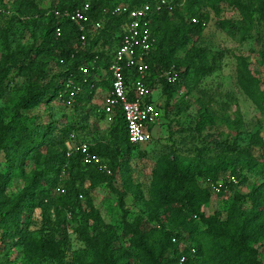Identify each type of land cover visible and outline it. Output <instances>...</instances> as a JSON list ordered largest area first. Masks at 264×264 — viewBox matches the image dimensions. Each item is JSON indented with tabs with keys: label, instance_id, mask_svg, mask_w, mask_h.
Here are the masks:
<instances>
[{
	"label": "trees",
	"instance_id": "obj_1",
	"mask_svg": "<svg viewBox=\"0 0 264 264\" xmlns=\"http://www.w3.org/2000/svg\"><path fill=\"white\" fill-rule=\"evenodd\" d=\"M154 1L66 0L64 5L43 12L28 0L13 1L14 18L22 20L25 19L24 16L30 15L43 20L45 24L40 45L19 48L5 55L1 60L0 99L13 80L10 79L13 73L27 78L41 75L46 67L47 59L56 60L63 71L55 73L43 87L22 97L14 108V114L8 120L0 110V153L4 154L8 162L7 172L0 174V244L2 245L0 250L9 244L11 248L20 250L30 259L42 258L51 264H73L68 259L70 241L67 229L63 230L59 240L54 239L49 233L35 234L30 229L31 221L28 214L34 207L46 211V198L51 196V191L55 188L57 178L64 166H67L72 180L66 182V194L54 200L55 205L59 206L57 209L62 208L63 212L67 211L66 208L69 205L78 202L79 192L75 187L76 180L89 179L96 184H106L112 189L113 174L122 169L123 156L144 145H132L128 142L125 122L121 113L116 112L107 142L96 147L88 144L92 154L108 161L112 173L109 176L94 166L83 165L81 155L78 153L66 157L65 143L71 135H74L72 133L74 127L60 130L57 139H54L50 137L48 131L30 129L25 123L23 113L31 107L56 100L71 104L73 110L78 112L81 111L82 105L91 104L97 90L110 91L108 63L118 48L126 18L105 15L103 9L118 4H126L134 8L142 4H153ZM204 1L206 7L216 16L221 12V4H226L238 12L240 26L230 20H223L218 23L221 29L228 28L245 37L253 29L256 20L264 26V0ZM169 2L170 8L151 17L150 29L156 42L145 58L148 66L145 83L153 91L157 83H161L167 90L176 91L187 84L191 74H210L215 68L214 58L209 59L208 52L197 47V40L201 37L209 20L208 13L199 11L197 0H184L181 11L178 10V0ZM86 3L90 6L91 21L101 22L102 27L97 33L89 34L85 46L81 47L75 25L66 20H57L53 12L55 10L72 11ZM3 15L1 13L0 18ZM193 18L198 23H192ZM56 27L62 29L60 37L55 35ZM238 60L237 84L252 104L264 113V81L262 82L248 69L243 59ZM81 66L89 68L87 74L79 71ZM172 67L177 73L178 81L170 85L159 76ZM100 70L106 73L103 79L99 76ZM125 74L127 83L135 76L133 70H126ZM85 78L86 82H83ZM69 80L74 83V87H80V92L73 93V96L70 94L74 88L67 86ZM97 114H100V117L105 116L101 109L97 110ZM213 125L212 111L207 106L200 107L194 132L201 136L208 127ZM254 142L258 143L259 139ZM124 143L127 145L126 151L123 149ZM215 144L224 151L238 154L235 142L232 145L217 142ZM46 146L54 150L49 161L54 177L52 180L44 179L49 189L41 188L43 182L38 179L41 174L34 173L27 187L15 199L9 201L5 191L12 178L24 177V170L30 161L39 163L41 151ZM239 154L244 157L249 155L243 149ZM230 167L232 168L230 175L225 176ZM245 167L243 164L239 165L236 160H232L221 165L199 169L198 166L176 157L159 159L148 217L137 218L132 223L123 220L124 233L132 236L131 246L134 249L116 247L113 242L114 228L111 225H103L105 231L98 247L94 249L93 260L90 263L79 260L80 263L130 264L132 259L138 256L141 264H264V183L253 188L247 195L234 193L225 217H222L220 212H214L208 216L204 213V207L213 195H221L225 190L244 183L240 175ZM45 176L46 174L43 175ZM199 176L204 177V180L209 183L222 182L221 192L213 193L208 185L202 188L198 183ZM230 177H235L238 184L233 185L229 180ZM114 193L119 196V205L122 207V194L115 190ZM161 212L177 228L187 231L189 235L198 236L199 239L191 248L181 250L177 245H171L172 232L164 233L167 236V245L172 248V257H166L162 252L156 254L140 241L139 238L143 235L141 228L145 221L158 222ZM84 216L100 224L98 212L90 199H87ZM200 241H203L204 248ZM161 249H164V246ZM201 256L204 257L202 261H200ZM181 257L185 258L183 263L179 262Z\"/></svg>",
	"mask_w": 264,
	"mask_h": 264
},
{
	"label": "rangeland",
	"instance_id": "obj_2",
	"mask_svg": "<svg viewBox=\"0 0 264 264\" xmlns=\"http://www.w3.org/2000/svg\"><path fill=\"white\" fill-rule=\"evenodd\" d=\"M13 1L0 0V11L4 14L0 18V62L5 55L19 48L38 46L42 41L45 22L30 15L24 16L25 19L22 20L14 18ZM28 2L43 12L64 5L66 0ZM197 2L199 11L209 15L203 33L197 40V47L205 49L209 59L214 58V71L210 74H191L187 84L176 91L167 90L161 83H157L152 97L157 104L160 119L153 126L152 141L124 155L122 169L113 174L112 189L122 194L123 206L119 205V196L106 184H96L86 179L76 180L78 202L69 205L65 212L61 211L62 208L57 209L59 206L55 205L54 200L66 194V182L72 180L67 166H64L51 196L46 198L45 205L48 207L46 211L34 207L28 214L31 221L30 229L35 234L49 233L54 239L59 240L63 230L67 229L70 241L68 259L73 264H81L79 260L87 263L93 260L94 249L98 247L105 231L103 225H111L114 228L113 242L116 247L134 249L131 246L132 236L124 233L123 220L132 223L137 218L148 217L157 163L161 158L176 157L198 166L199 169L232 160L246 166L240 175L244 183L225 190L221 195H213L204 207L206 216L220 212L222 217H225L234 193L247 195L253 188L264 183V113H261L244 95L236 79L238 59H243L248 69L262 82L264 81V26L256 20L251 32L243 37L235 31L221 29L218 26L223 20H230L240 26V17L236 10L221 4V12L216 16L206 7L204 0ZM184 3V0H178L179 11L183 9ZM45 66L43 74L35 75L33 78L16 76L15 73L11 75L10 79L13 80L0 99V110L7 120L14 114V108L22 97L43 87L55 73L63 71L54 59H47ZM105 74L100 70L101 79L106 77ZM78 89L80 90L79 86ZM108 92L103 89L97 90L91 104L82 105L81 111L78 112L73 110L71 104L56 100L29 108L23 113V117L30 129L48 131L50 137L54 139H57L60 130L72 126L75 141L96 147L107 142L114 121L97 114ZM206 106L214 115V125L198 136L194 132V124L199 108ZM257 139L259 142L255 143ZM215 142L225 145H232L235 142L238 154L224 151ZM123 149L124 151L127 149L125 143ZM242 149L249 155L241 156L239 152ZM53 153L54 150L46 146L41 151L39 163L30 161L24 170V177L12 178L5 191L9 201L15 199L27 187L34 173L41 174L38 177L43 182L41 188L49 189L44 179L52 180L54 177L49 164ZM93 155L95 162L91 166L98 169L102 166L103 168L99 170L110 176L112 173L108 161L96 154ZM7 165L4 154L0 153V174L7 172ZM231 170L230 167L225 176L230 175ZM198 183L202 188L211 185L202 176H199ZM87 199L92 201L98 212L100 224L84 216ZM141 231L143 235L139 238L140 241L156 254L162 252L166 257H172V248L167 245V236L164 233L172 232L170 244L177 245L181 250L191 248L199 239L198 236L189 235L187 231L177 228L162 212L158 222L145 221ZM200 243L204 248L203 241ZM162 246L164 249H161ZM203 259L201 256L200 261ZM0 264L51 263L42 258L30 259L20 250L7 244L6 248L0 250ZM130 264H141L140 258L135 256Z\"/></svg>",
	"mask_w": 264,
	"mask_h": 264
},
{
	"label": "built area",
	"instance_id": "obj_3",
	"mask_svg": "<svg viewBox=\"0 0 264 264\" xmlns=\"http://www.w3.org/2000/svg\"><path fill=\"white\" fill-rule=\"evenodd\" d=\"M166 8H170L168 0H155L153 4H142L134 8L126 4H118L103 9L105 15L125 16L126 22L123 26V34L118 48L108 63L110 91L103 100L101 112L109 120H113L116 112L121 113L126 126L127 140L132 145L150 143L153 138V126L160 119L157 104L152 99L153 90L145 83L148 76V66L145 63V58L156 42L150 29L151 17ZM89 11L90 6L86 3L72 11L55 10L53 12L57 20H66L75 25L79 33L78 42L81 47L85 46L89 34L97 33L102 27L101 22L91 21ZM191 22L198 23L195 18L191 19ZM61 34L62 29L56 27V37H60ZM88 69L86 66H81L79 71L87 74ZM126 70H133L135 73L129 83L126 82ZM159 78L170 85L178 81L177 73L173 67L164 71ZM83 82H86V78ZM67 86L74 88L70 96H73V93L80 92L78 86L74 87L71 80L67 82ZM65 145L67 149L66 157L78 153L81 155L83 165L94 164L95 156L90 152V146L87 143H78L75 141V136L71 135ZM102 168V166H99V169ZM229 180L233 185L238 184L235 177H230ZM222 184V182L211 183L210 188L213 193L219 194ZM192 253H194V250H192ZM184 261V257L179 260L180 263Z\"/></svg>",
	"mask_w": 264,
	"mask_h": 264
},
{
	"label": "crops",
	"instance_id": "obj_4",
	"mask_svg": "<svg viewBox=\"0 0 264 264\" xmlns=\"http://www.w3.org/2000/svg\"><path fill=\"white\" fill-rule=\"evenodd\" d=\"M153 93H154V91H153ZM107 95V94H106ZM152 99H153V97H152ZM155 102V101H154Z\"/></svg>",
	"mask_w": 264,
	"mask_h": 264
}]
</instances>
